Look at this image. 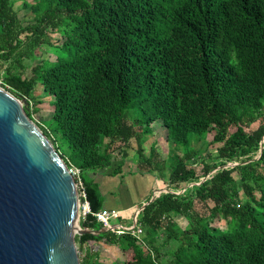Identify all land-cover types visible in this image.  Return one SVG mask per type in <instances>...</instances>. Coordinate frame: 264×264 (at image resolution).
Segmentation results:
<instances>
[{"label":"trees","instance_id":"16d2710c","mask_svg":"<svg viewBox=\"0 0 264 264\" xmlns=\"http://www.w3.org/2000/svg\"><path fill=\"white\" fill-rule=\"evenodd\" d=\"M14 2L0 0V85L34 120L32 92L51 97L35 121L79 168L93 211L104 202L94 177L126 160L111 142L134 139L147 171L160 170L155 145L148 157L141 147L160 123L172 152V190L139 211L140 239L76 235L80 264H97L85 244L102 239L128 251L121 264H264V0H24L25 23ZM44 46L53 57L35 61ZM208 133L216 154L188 147ZM80 223L102 227L91 214Z\"/></svg>","mask_w":264,"mask_h":264},{"label":"water","instance_id":"95a60500","mask_svg":"<svg viewBox=\"0 0 264 264\" xmlns=\"http://www.w3.org/2000/svg\"><path fill=\"white\" fill-rule=\"evenodd\" d=\"M25 102L0 85V264H80L76 235L113 229L81 225L76 181Z\"/></svg>","mask_w":264,"mask_h":264},{"label":"rangeland","instance_id":"374dc122","mask_svg":"<svg viewBox=\"0 0 264 264\" xmlns=\"http://www.w3.org/2000/svg\"><path fill=\"white\" fill-rule=\"evenodd\" d=\"M27 1H34V0H27ZM24 0H15L14 2V8L17 10L18 15L21 17L22 21L28 22L31 20L34 16L33 10L30 9V7H24L23 6ZM53 55L49 52V48L44 46L41 48V50L35 52V61H38L41 58H47L51 59ZM15 72L22 73L23 75H30V68L25 69L24 71L21 70V68L15 67L14 68ZM32 101L34 102L33 107H37V111L34 112V118L37 121H44L45 119H48L51 115V110H52V105H51V97L47 95L44 90L41 88V86H38L33 92H32ZM264 120V117H263ZM259 121H256L250 125L251 128H255L258 125ZM146 134L142 137L141 139V147L143 149V155L145 157H148L150 154V146L152 144L155 145L158 156L157 160L159 161L161 165L160 170H153L154 174L157 177V185L156 189H154V192L158 191H167V190H172L169 188L168 183H167V177L168 173L171 169V159L169 158L171 156V150L168 148V144L164 138V129L163 126L160 123H152L150 125H147L146 127ZM212 133H208L206 138L202 139H191L190 142L188 143V147L198 149L200 151H206L210 152L212 154H216V149L214 148L215 145L209 143L212 137ZM108 140H105V142L102 144V148H105L108 143ZM137 142L132 139L129 144H124V143H119V141H114L111 142V145H109V148L114 149L113 152L114 154H119L117 153L121 149H125L127 151V156H126V161L134 162L136 163L133 168H138L142 171H147V168H149V165L147 162L139 156L137 152ZM182 147H180V150ZM204 152V154L206 153ZM119 156V155H118ZM258 156V155H257ZM118 160H122L118 157ZM133 160V161H132ZM124 162V164H125ZM133 172V171H132ZM128 173V172H127ZM128 175H124L125 177ZM136 180L132 181V184H130L127 181H124L122 183L121 189H122V194L126 195L128 197L131 196V198L134 197V194L136 193V186L138 182H135ZM142 185L141 187L144 188L146 186V183H140ZM140 188V187H139ZM118 195V193L116 192ZM116 195V196H117ZM153 195V192L151 196ZM105 198V197H104ZM105 204V201L103 202ZM175 219L178 220L182 225L186 223V219H184L180 215H176ZM110 222L112 224H120L123 227L129 228L133 224V217L132 215H128V211L125 212L124 210H120V217L119 218H114L111 219ZM218 223V222H216ZM223 221H220V224L222 225ZM85 245L86 248L88 247H94L95 250H98L99 252V258L97 264H121L123 261V258L128 255V251H124L115 244L112 243H106L103 239L100 241H95V240H90L87 242ZM78 247V243H77ZM79 257L81 258L84 255V250L79 251Z\"/></svg>","mask_w":264,"mask_h":264},{"label":"crops","instance_id":"0c3cea01","mask_svg":"<svg viewBox=\"0 0 264 264\" xmlns=\"http://www.w3.org/2000/svg\"><path fill=\"white\" fill-rule=\"evenodd\" d=\"M122 160H116L113 165L109 167V170L121 163ZM136 163L126 161L123 163L121 170L115 174H109V172L99 171L94 177L98 183L100 193L105 197L103 207L115 208L118 210L128 211L129 216H133L140 206L151 197L152 192L156 189L157 177L154 172L142 171L138 168H133ZM133 171V172H132ZM128 172V173H127ZM124 175H128L124 178ZM132 184L133 180H136V193L134 197L128 195V197L122 194V183L127 181ZM146 183V186L142 188L140 183ZM140 187V188H139ZM118 193V195L116 194ZM117 195V196H116Z\"/></svg>","mask_w":264,"mask_h":264},{"label":"built area","instance_id":"2783aa9c","mask_svg":"<svg viewBox=\"0 0 264 264\" xmlns=\"http://www.w3.org/2000/svg\"><path fill=\"white\" fill-rule=\"evenodd\" d=\"M69 171L73 175L75 181H76V186L78 188V195H79V203H78V214H79V219L82 217H85L87 214H91L95 217V219L102 224V226H107L111 227L113 231H115L118 234H123V233H130L140 239V236L142 234V228L137 222V215H138V210L136 213L132 216L133 217V224L127 228L123 227L120 224L118 226H114L110 222L111 219L114 218H119L120 217V210L115 209V208H108V207H103L99 210L93 211L90 202L87 198L85 188L83 186L82 180L80 179V171L79 168H77L74 165H68Z\"/></svg>","mask_w":264,"mask_h":264}]
</instances>
